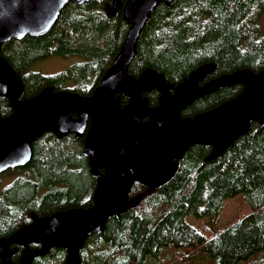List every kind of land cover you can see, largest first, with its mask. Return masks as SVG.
<instances>
[{"label": "trees", "instance_id": "1", "mask_svg": "<svg viewBox=\"0 0 264 264\" xmlns=\"http://www.w3.org/2000/svg\"><path fill=\"white\" fill-rule=\"evenodd\" d=\"M128 0L72 3L53 30L40 38L13 40L1 57L12 67L28 101L45 89L92 96L113 66L131 26L124 19ZM264 0H175L151 14L137 44L129 74L163 76L174 89L193 73L204 83L250 71L264 79ZM53 56H80L83 62L55 75L31 67ZM244 84L225 85L182 113L194 119L230 102ZM151 108L160 104L154 90L144 95ZM122 105L129 98L119 97ZM14 113L11 99L0 96V121ZM86 135L48 132L33 143L31 161L0 176L12 177L0 192V260L20 264L25 249H41L36 223L64 217L94 206L101 187L85 149ZM104 175V172H101ZM243 194L251 213L214 238H207L188 218L216 216L226 200ZM131 207L111 218L101 234L85 241L82 264H264V128L254 123L221 156L211 146H194L180 160L175 177L159 188L136 183L128 197ZM38 233L28 239L30 233ZM41 235V236H40ZM16 242L7 246L8 239ZM41 237V238H40ZM68 253L53 248L32 264H65Z\"/></svg>", "mask_w": 264, "mask_h": 264}, {"label": "water", "instance_id": "2", "mask_svg": "<svg viewBox=\"0 0 264 264\" xmlns=\"http://www.w3.org/2000/svg\"><path fill=\"white\" fill-rule=\"evenodd\" d=\"M94 0H0V96L11 99L14 113L0 121V176L23 168L33 156V143L45 133L86 135L85 149L94 176L100 177L94 206L80 212L43 218L35 227L42 234L41 249H25L20 264H32L51 249L62 247L65 264H82L85 241L101 234L111 218H120L131 205L128 197L136 183L159 188L170 182L180 160L192 147L211 146L223 155L234 140L260 122L264 128V79L250 71L204 83L203 72L193 73L174 89L163 76L145 72L139 79L129 74L139 38L160 4L175 0H128L124 19L131 26L113 66L92 96L45 89L22 101L23 86L12 67L1 57L3 46L13 40L48 35L64 9ZM120 8L114 0L113 12ZM245 85L236 99L195 117L182 113L195 102L225 85ZM158 90L160 104L148 105L145 94ZM129 102L123 106L119 97ZM104 175H101V172ZM16 242L12 237L7 246ZM0 264H15L3 257Z\"/></svg>", "mask_w": 264, "mask_h": 264}, {"label": "rangeland", "instance_id": "3", "mask_svg": "<svg viewBox=\"0 0 264 264\" xmlns=\"http://www.w3.org/2000/svg\"><path fill=\"white\" fill-rule=\"evenodd\" d=\"M261 25L264 35V15L262 17ZM83 61L84 59L80 56H70L67 58L53 56L47 60L35 63L31 69L36 72H42L45 75H55L60 72L68 71L72 65ZM11 179L12 177L3 178L0 183V192ZM250 213L251 210L246 197L243 194H240L234 198L226 200L223 210L219 215L203 219H196L191 216L188 218V223L202 232L207 238H214L219 232L224 231L233 224L241 221ZM61 218L67 219V216ZM32 230V233H30L31 236H29L28 239H33L38 233L36 230L34 231V228Z\"/></svg>", "mask_w": 264, "mask_h": 264}]
</instances>
